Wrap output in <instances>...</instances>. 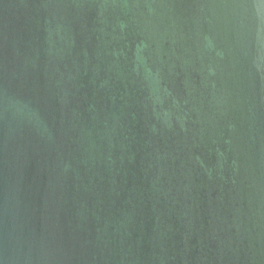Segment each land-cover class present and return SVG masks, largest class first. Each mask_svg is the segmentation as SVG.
Segmentation results:
<instances>
[{"label":"water","instance_id":"95a60500","mask_svg":"<svg viewBox=\"0 0 264 264\" xmlns=\"http://www.w3.org/2000/svg\"><path fill=\"white\" fill-rule=\"evenodd\" d=\"M0 264H264V0H0Z\"/></svg>","mask_w":264,"mask_h":264}]
</instances>
